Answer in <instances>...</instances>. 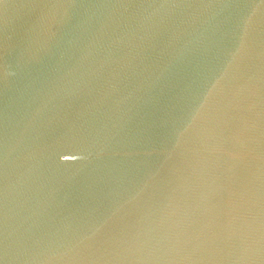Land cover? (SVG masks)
<instances>
[{
  "label": "water",
  "instance_id": "95a60500",
  "mask_svg": "<svg viewBox=\"0 0 264 264\" xmlns=\"http://www.w3.org/2000/svg\"><path fill=\"white\" fill-rule=\"evenodd\" d=\"M0 264H264V0H0Z\"/></svg>",
  "mask_w": 264,
  "mask_h": 264
}]
</instances>
